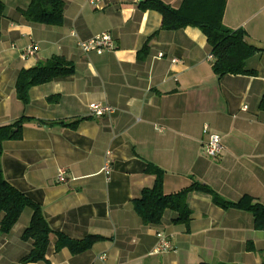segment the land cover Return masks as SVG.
<instances>
[{
  "label": "crops",
  "instance_id": "1",
  "mask_svg": "<svg viewBox=\"0 0 264 264\" xmlns=\"http://www.w3.org/2000/svg\"><path fill=\"white\" fill-rule=\"evenodd\" d=\"M0 1V128L25 118L23 139L3 144L5 179L41 207L54 232L78 241L104 238L73 255L57 251L53 235L46 260L30 264H100L102 254L108 264L264 263V232L255 230L253 216L223 210L210 195L189 194V231L172 211L159 225L145 226L133 206L155 184L148 165L164 171L166 195L198 182L226 201L250 196L264 205V53L246 62L256 75L219 78L203 32L163 31V16L143 10L145 0H103L100 9L89 0H64L59 27L29 22L24 12L32 0ZM161 1L179 9L184 0ZM224 25L264 47V0H228ZM107 32L113 50L81 49ZM32 45L35 55L24 58ZM53 57L71 62L74 74L34 87L24 105L16 94L20 72ZM91 104L115 113L97 118ZM77 120L74 129L42 123ZM205 127L222 139L217 159L205 154ZM60 169L67 172L65 183L58 182ZM32 216L28 208L10 234L0 229V264H22L31 253L33 243L23 235ZM3 218L0 213V225ZM158 234L172 249L157 255Z\"/></svg>",
  "mask_w": 264,
  "mask_h": 264
},
{
  "label": "trees",
  "instance_id": "2",
  "mask_svg": "<svg viewBox=\"0 0 264 264\" xmlns=\"http://www.w3.org/2000/svg\"><path fill=\"white\" fill-rule=\"evenodd\" d=\"M227 2L228 0H184L179 9H174L161 0H145L141 8L146 11H156L163 16L161 28L163 31H179L188 27L200 29L207 38L210 53L213 56V72L219 78L228 75L254 76L256 73L247 70L246 62L258 54H263L264 47L248 44L244 30H230L224 25ZM64 11V0H32L30 8L24 12V15L31 23L59 27L64 22ZM4 12L5 6L0 1V20ZM74 72V65L62 57H53L46 62H40L36 67L20 72L16 82L17 97L24 105H27L31 89L70 76ZM49 101L57 102V99L51 98ZM260 109L264 111V98ZM81 121L42 123L74 129ZM24 122L25 118L12 126L0 128V213L4 214L0 225L1 233L10 234L23 212L29 208L33 211V216L23 235V240L31 241L33 250L21 260L22 264L45 261L53 235L58 238L57 251L67 248L73 255L84 254L104 238L89 236L78 241L54 232L41 207L5 179L2 165L3 144L7 141L23 139ZM146 172L156 176L155 184L151 189H145L141 197L133 201L135 212L145 226L159 225L165 213L172 211L178 214L175 223L184 225L189 231L192 211L187 204V199L189 194L198 192L210 195L214 205L223 210L236 209L250 213L254 218L255 230L264 232V205L256 199L245 196L238 202H229L222 199L209 186L198 182L180 192L166 195L164 171L154 165H148ZM251 245L249 244L248 249L254 251Z\"/></svg>",
  "mask_w": 264,
  "mask_h": 264
},
{
  "label": "built area",
  "instance_id": "3",
  "mask_svg": "<svg viewBox=\"0 0 264 264\" xmlns=\"http://www.w3.org/2000/svg\"><path fill=\"white\" fill-rule=\"evenodd\" d=\"M102 1L103 0H89V3L93 8L100 9ZM80 47L86 53L96 52L98 55H102L105 52L114 49V40L111 34L107 32L97 36L90 42L80 44ZM35 53H36V49L32 45L25 50L23 57L26 58L33 56L35 55ZM159 57H163V54H160ZM210 59L213 60V56H211ZM174 62L177 61L174 60ZM89 108L92 115L97 118L104 117L106 115H112L115 113V109L101 104H91ZM244 110H247V107H244ZM204 134L207 135V141L204 143V151L206 156L213 159L219 158L224 152V147L222 144L221 137L217 134L209 133L208 127L204 128ZM107 155H110V153H108ZM110 165H111L110 162H107L105 167L103 168V172L107 176L111 174ZM66 177H67V172L64 169H60L57 175L58 182L65 183L67 179ZM171 249H172V245L169 242V240L163 234H158V244L153 254L158 255L161 253L168 252ZM97 260L100 264H108L107 256L105 254L100 255Z\"/></svg>",
  "mask_w": 264,
  "mask_h": 264
}]
</instances>
